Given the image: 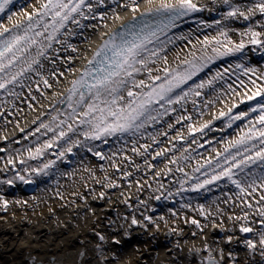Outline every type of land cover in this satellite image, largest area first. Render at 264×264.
Listing matches in <instances>:
<instances>
[{
	"label": "bare ground",
	"instance_id": "bare-ground-1",
	"mask_svg": "<svg viewBox=\"0 0 264 264\" xmlns=\"http://www.w3.org/2000/svg\"><path fill=\"white\" fill-rule=\"evenodd\" d=\"M161 2L137 0L132 13L112 0H87L89 18L68 21L48 59L19 77L23 86L8 85L19 95L0 90V264H264V167L248 161L243 172L232 169L244 192L227 178L194 187L221 171L213 168L257 117L250 108L264 100L247 98L257 91L252 81L264 86V14L248 11L259 0H192L200 10L149 45L162 50L148 64L160 81L147 71L136 75L148 84L161 83L165 68L204 66L172 93L187 91L184 99L154 104L157 119L138 131L87 139L83 117L69 118L71 82L113 32ZM34 7L39 0H13L16 15L0 21L11 27ZM232 8L247 18L229 16ZM253 33L261 43L252 42ZM196 84L204 85L198 96L190 90ZM241 113L247 116L229 127V117Z\"/></svg>",
	"mask_w": 264,
	"mask_h": 264
},
{
	"label": "snow or ice",
	"instance_id": "snow-or-ice-1",
	"mask_svg": "<svg viewBox=\"0 0 264 264\" xmlns=\"http://www.w3.org/2000/svg\"><path fill=\"white\" fill-rule=\"evenodd\" d=\"M151 2L152 0H149V3ZM12 3L13 0H0V16L8 12L6 16L8 21H11L12 17L16 15L9 11V5ZM99 3L103 4V0H99ZM112 3L117 7L130 10L132 13L139 11L137 0H128V3L123 5L119 0H112ZM85 8L91 12V5L87 3V0H39V7H34L32 13H24L27 17L26 20H18L11 27L0 21V90H5L9 95H19L14 92L15 86H23V81L19 77L25 72L35 71L33 66L40 65V57L48 59L47 49L52 47V42L56 41L57 35L61 33V29L66 27L68 21L79 24L77 17L89 18L85 15ZM256 8L264 14V0H259V3L248 11H255ZM198 10L200 9L192 3V0H179L178 5L162 0L158 7L143 13L139 18L133 16L131 22L122 25L118 31L113 32L103 42L93 58L88 61V67L78 79L71 82V88L68 90V106L72 109L69 118L83 117L80 123L87 125V130L82 133L87 139L97 140L102 136L125 132L133 134L150 121L157 119L154 113H157L158 110L153 107L154 104H161L163 101L161 104L163 107L177 103L188 95L187 91H181L176 96H173L172 93L196 75L204 65L197 66L188 62L189 67L183 70L172 71L165 68L163 70L165 78L158 85L138 80L136 75L147 71L149 80H161L160 76H152V69L148 68V64L156 63V60L151 57H158L162 48L155 46L150 48L149 45H155L159 41L160 34L166 33L168 29L174 27L179 17ZM237 13L245 16V13L239 8H232L228 15L235 16ZM49 18L50 23L48 22ZM100 18L103 19V16ZM113 18L119 19V16L116 15ZM252 35L253 43H261L255 39L261 33ZM41 37L43 39H40ZM243 47L244 45L241 43L239 48ZM33 49H35L34 52ZM73 51H75L74 48ZM164 59L166 60V57ZM43 83L46 87L51 86L46 79L43 80ZM252 83L257 91L247 98L252 100L257 96H264V86L256 85L255 81ZM8 85L14 87L9 88ZM203 86V84H196L190 90L198 96L200 93L195 89ZM135 89H140V91H135ZM250 111L256 112L258 115L255 120L248 121L251 126L244 134L236 141L230 142V147L225 148L228 155L225 156L224 161L213 168V172L216 171V168L221 171L194 186L195 188L203 187L221 178H227L244 192L246 189L241 186L239 181L233 179L235 173L232 169L238 168L243 172L245 168H242L241 165L250 167L248 161H251L252 164L259 163L260 167H264V163H261L264 162V100L251 107ZM221 115L223 116L224 113ZM244 116V113L230 116L229 127L233 121L241 120ZM55 119L56 117H53V120ZM61 123L64 122L61 121ZM41 127L47 128L49 131L54 130L47 124H42ZM69 130H71V125H69ZM60 135H64L63 131ZM48 146H51V142ZM232 148H235L236 151L233 152ZM37 151L39 152V149ZM67 151H71V148L69 147ZM237 156H240L241 159L237 160ZM101 158L103 157L101 156ZM232 161H236V163L233 164ZM9 162L11 163V161ZM224 163H228L229 167L224 168ZM259 179L261 186H264V174H261ZM255 183L254 177L249 186ZM261 199H264V195L261 196ZM132 223L135 224L136 220L133 219ZM193 223L197 222L194 220ZM241 231L250 232L252 229L241 228ZM259 243L264 245V235L261 236ZM248 246L252 249L256 248V244L252 241H248Z\"/></svg>",
	"mask_w": 264,
	"mask_h": 264
},
{
	"label": "rangeland",
	"instance_id": "rangeland-1",
	"mask_svg": "<svg viewBox=\"0 0 264 264\" xmlns=\"http://www.w3.org/2000/svg\"><path fill=\"white\" fill-rule=\"evenodd\" d=\"M235 116V115H234ZM247 115H245L244 117H246ZM168 157V156H167Z\"/></svg>",
	"mask_w": 264,
	"mask_h": 264
}]
</instances>
